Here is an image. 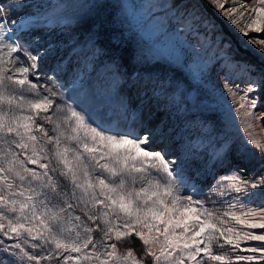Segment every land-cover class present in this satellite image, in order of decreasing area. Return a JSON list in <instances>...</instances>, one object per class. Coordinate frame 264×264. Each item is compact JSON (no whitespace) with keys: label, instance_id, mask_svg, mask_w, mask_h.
Returning a JSON list of instances; mask_svg holds the SVG:
<instances>
[{"label":"snow or ice","instance_id":"1","mask_svg":"<svg viewBox=\"0 0 264 264\" xmlns=\"http://www.w3.org/2000/svg\"><path fill=\"white\" fill-rule=\"evenodd\" d=\"M209 3L237 26L235 5L226 8L221 0ZM238 4L247 10L245 0H238ZM257 4L264 5V0H257ZM181 5L185 9L190 6L188 0H173V7ZM104 6L101 0L92 5L97 9ZM250 11L254 17L246 28L264 31V7L254 6ZM4 13L0 6V141L7 146L0 150V185L6 193L0 194V264H17L23 259L34 264L264 262V175L252 178L233 170L221 178L228 182L221 192L228 197L224 201L228 210L209 209L205 200L182 190L187 182L180 179L177 160L168 158L167 145L152 147L157 140L163 144L165 130L157 134L154 127L135 121L116 129L96 124L81 104L68 103L59 91L63 85L58 86L51 77L41 81L38 61L43 56L18 42ZM244 14L239 11L241 17ZM197 22L206 35L212 33L213 42L231 63H244L232 54L231 42L216 33L211 19L200 16ZM93 27L96 25L92 24L89 31L95 37L99 30L92 32ZM243 34L250 42L264 44V37H249L247 31ZM260 76L264 85V72ZM256 91L255 86H249L240 99ZM248 103L256 107L250 97ZM256 118L264 121V116ZM41 121L54 124L51 132L56 134L50 135ZM44 144L54 146L51 156ZM52 159L56 165H51ZM57 172L59 175L54 176ZM254 197L261 203L249 207ZM223 217L244 229L261 231L224 227L228 222ZM133 236L142 244L140 254L132 248L120 252L121 247L134 243L129 239ZM213 244L259 255L218 254Z\"/></svg>","mask_w":264,"mask_h":264},{"label":"rangeland","instance_id":"2","mask_svg":"<svg viewBox=\"0 0 264 264\" xmlns=\"http://www.w3.org/2000/svg\"><path fill=\"white\" fill-rule=\"evenodd\" d=\"M101 2L105 5L102 9L92 7L97 0H0V6L4 7L7 26L15 29L18 42L30 52L43 56L38 61L41 81L51 77L58 86L63 85L59 91L68 103L81 104L96 124L116 129L135 121L137 125L154 127L157 134L165 130L163 144L157 140L152 147L167 145L168 158L177 160L180 179L187 182V188L182 190L205 200L209 209L228 210L224 202L228 197L221 195L223 185L228 182L221 181L222 177L236 169L241 175L252 178L264 175V121L256 118L264 116L262 70L237 55L232 45V54L244 63H231L213 42L212 33L206 35L197 22L200 16L208 17L195 0H188L187 9L183 5L173 7V0ZM221 3L226 8L233 5L238 8L237 26L227 20L264 57V44L250 42L243 34L247 31L249 37H264V31L256 33L246 28L254 17L250 9L264 5H258L257 0H245V10L239 8L238 0L231 3L221 0ZM239 11H244L243 17ZM12 20L21 23L12 25ZM92 24L96 25L92 32L99 30L95 37L89 31ZM215 31L221 34L216 28ZM46 52L48 55L44 56ZM249 86L260 89L241 100L243 90ZM249 97L256 102L255 108L250 107ZM44 127L50 130V135L56 134L51 132L54 124L44 123ZM6 147L0 141V150ZM44 147L51 156L54 146L44 144ZM51 165H56L55 159L51 160ZM26 166L45 171L37 165ZM0 194H6L2 185ZM260 203V198L254 197L248 205L257 207ZM223 219L228 222L224 227L261 231L244 229L228 217ZM129 239L134 243L126 244L119 251L123 253L132 248L139 255L141 242L134 236ZM25 248L31 251L27 245ZM213 251L230 256L259 255L233 251L229 245L221 249L213 244ZM17 264L34 262L23 259ZM41 264L52 262L42 261Z\"/></svg>","mask_w":264,"mask_h":264},{"label":"water","instance_id":"3","mask_svg":"<svg viewBox=\"0 0 264 264\" xmlns=\"http://www.w3.org/2000/svg\"><path fill=\"white\" fill-rule=\"evenodd\" d=\"M195 2L202 12L212 20L216 30L219 31L226 40L231 42L234 52L242 58L252 61L264 72V59L256 55L252 49L242 42V38L232 30L227 21L218 14L208 0H195Z\"/></svg>","mask_w":264,"mask_h":264},{"label":"bare ground","instance_id":"4","mask_svg":"<svg viewBox=\"0 0 264 264\" xmlns=\"http://www.w3.org/2000/svg\"><path fill=\"white\" fill-rule=\"evenodd\" d=\"M208 2H209V0H208ZM215 8V7H214ZM215 10L217 11V9L215 8ZM218 12V14H220L226 21H227V23L229 24V26L232 28V30L239 36V37H241L242 38V42L244 43V44H246L250 49H252L255 53H256V55H258L259 57H261L262 59H264V57L259 53V52H257L254 48H252L248 43H246V41L244 40V37L239 33V32H237V30L230 24V22L225 18V16L220 12V11H217ZM252 62V61H251ZM263 72V71H262ZM260 88H258L257 87V91L259 90Z\"/></svg>","mask_w":264,"mask_h":264},{"label":"trees","instance_id":"5","mask_svg":"<svg viewBox=\"0 0 264 264\" xmlns=\"http://www.w3.org/2000/svg\"><path fill=\"white\" fill-rule=\"evenodd\" d=\"M81 80H84V79H81ZM95 80H98V79H95ZM82 84V83H81ZM138 251V250H137Z\"/></svg>","mask_w":264,"mask_h":264}]
</instances>
